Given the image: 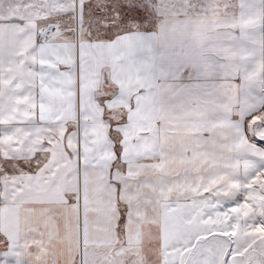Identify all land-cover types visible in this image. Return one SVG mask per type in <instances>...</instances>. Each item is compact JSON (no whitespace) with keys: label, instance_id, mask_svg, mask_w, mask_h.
Masks as SVG:
<instances>
[{"label":"snow or ice","instance_id":"obj_1","mask_svg":"<svg viewBox=\"0 0 264 264\" xmlns=\"http://www.w3.org/2000/svg\"><path fill=\"white\" fill-rule=\"evenodd\" d=\"M152 13L159 31L146 36L140 25ZM157 47L214 53L246 94L235 89L195 108L173 103ZM15 67L25 74L20 87ZM130 78L128 108L114 112L109 105L124 98ZM22 96L37 107L5 123L6 108ZM91 102L103 110L107 143L89 133ZM262 113L264 0L0 4V264H216V245L220 264H264V185L252 184L264 178ZM137 114L147 119L126 141ZM60 131L62 153L52 143ZM5 136L17 138L4 144ZM37 136L50 139L33 145ZM250 193L261 203L241 217L236 210L252 204ZM144 223L153 238L140 254L128 251Z\"/></svg>","mask_w":264,"mask_h":264},{"label":"crops","instance_id":"obj_2","mask_svg":"<svg viewBox=\"0 0 264 264\" xmlns=\"http://www.w3.org/2000/svg\"><path fill=\"white\" fill-rule=\"evenodd\" d=\"M14 2V0H0V4L7 5ZM199 4L203 5L206 0H198ZM66 18V17H65ZM151 22L145 21L140 25V31L142 34L148 36L159 31V19L157 14L152 13L149 17ZM53 23L55 20L52 21ZM154 55L158 61L163 60V62L170 67V72L167 77V84L172 85L176 90V94L173 103L182 105L186 108H195L205 102L209 98L223 99L224 95L229 91L239 89V95L243 97L247 90L241 86V81L238 77H232L229 73L224 71L221 67L222 60L220 57L216 56L212 52H205L203 54H195L191 52H185L182 56H176L171 54L167 49L157 47L154 49ZM12 77H20L21 84L16 85L20 87L26 82L25 74L21 71L19 67H15L12 71ZM11 83V79L5 80L3 87L7 88ZM133 81L131 78L123 84L124 88V98L117 100L109 105V108L113 109L114 112H119L122 109L128 108V97L133 94ZM44 91L49 95H57L58 90L47 86ZM252 94L259 97L262 95L259 88L253 89ZM37 105L32 101L29 96L18 97L13 100L6 108V115L4 122L7 123L14 120L19 116L21 119H26L31 115V109H34ZM42 110L47 112L48 106H41ZM89 108L92 113L93 123L89 129V133L95 138L96 141L101 143H107L108 141V125L103 122L100 117L103 113L102 109H99L96 103H89ZM147 119L143 114H137L136 122L133 124L131 131L124 133L125 140L130 141L131 138L136 135L138 131L141 130L140 122ZM255 121V120H254ZM57 137L53 141V147L59 148L62 153L63 148L61 145V140L63 137V131L58 133H53ZM15 138L14 136H5L3 138L4 144L11 143ZM19 140L21 143L28 140L26 134L20 135ZM50 139L49 136H37L36 139L32 140L33 145L43 142V140ZM70 146L74 147V144L70 143ZM60 153H54L53 157L48 160L51 164L53 159H56ZM111 156V153H108ZM42 157L45 154H41ZM185 163V162H181ZM189 163H195V159ZM252 184L264 185V178L261 175H257L252 181ZM171 191V189H170ZM179 191H187L186 188L181 187ZM250 198L252 204L248 206L243 205L241 208L237 209L236 212L243 217L247 214L248 210L261 200L255 195L250 193ZM165 236H167V228L164 229ZM154 233L151 231L149 225L146 223L137 225L134 233L129 237L130 247L128 251L140 254L143 243L149 239L153 238ZM71 237L65 236L63 240L60 241L62 245H67L70 243ZM105 244L107 246H113L115 244L114 233L107 234ZM215 258L216 264H220V260L223 255V245H216L214 250L210 254Z\"/></svg>","mask_w":264,"mask_h":264},{"label":"rangeland","instance_id":"obj_3","mask_svg":"<svg viewBox=\"0 0 264 264\" xmlns=\"http://www.w3.org/2000/svg\"><path fill=\"white\" fill-rule=\"evenodd\" d=\"M256 119H264V113H262L261 116L257 117ZM253 123H255V121H253ZM260 146L264 147V143H262ZM258 176H259V174H258ZM257 203H261V202L258 201ZM257 203H255V204H257ZM246 206L248 208L249 204H246ZM262 210H264V209H262Z\"/></svg>","mask_w":264,"mask_h":264}]
</instances>
